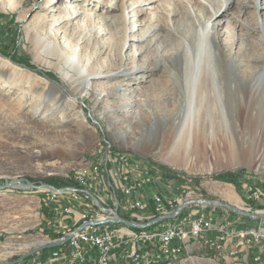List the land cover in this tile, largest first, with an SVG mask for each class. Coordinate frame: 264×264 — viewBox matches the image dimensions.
<instances>
[{
  "label": "rangeland",
  "instance_id": "obj_1",
  "mask_svg": "<svg viewBox=\"0 0 264 264\" xmlns=\"http://www.w3.org/2000/svg\"><path fill=\"white\" fill-rule=\"evenodd\" d=\"M65 14L70 18L57 22ZM259 22L264 27V0H0V186L21 178L64 187L78 170L92 172L95 161L105 167L100 149L107 145L110 174L117 173L114 153H126L153 176L137 195L216 199L264 212V200L249 197L250 186L264 187V136L249 137L251 126H238L244 134L236 159L208 147L173 160L164 143L169 127L179 132L188 111L176 95L182 76L177 50L189 43L195 51L209 23L225 55L257 70L264 55ZM59 89L75 103L62 107ZM255 128L263 133L264 122ZM88 181L95 195L90 182H98ZM48 194L20 185L0 189V263L43 247L13 264H54L49 258L56 246L50 245L59 233L49 230L57 213ZM198 208L217 221L264 228V220L248 221L223 207L185 209ZM39 240L46 243L36 245ZM202 244L195 242L179 264H224L222 254Z\"/></svg>",
  "mask_w": 264,
  "mask_h": 264
},
{
  "label": "bare ground",
  "instance_id": "obj_2",
  "mask_svg": "<svg viewBox=\"0 0 264 264\" xmlns=\"http://www.w3.org/2000/svg\"><path fill=\"white\" fill-rule=\"evenodd\" d=\"M137 2L142 3L143 0H137ZM256 3L258 4L257 1ZM205 6L214 14L217 12L211 1L205 2ZM78 15L79 13L74 18ZM68 18L70 16L65 14L57 22L63 23ZM259 24L264 30L263 25L260 22ZM157 27L162 28V23H157L155 28ZM203 28L202 43L195 51L189 43L177 50L179 57H176L175 61L179 62L182 68V76L181 86L176 87V95L179 108L187 107L188 111L183 121L180 122V131L177 132L173 127H169L164 138V143L169 149V157L173 160L181 152L186 155L194 151L206 153L208 147L219 156L227 153L232 159H236L240 146L238 140L244 134L238 130L241 122L251 126L248 131L249 137L255 140L261 134L264 136V132L255 128L264 122V113L252 112L255 108L264 109V55L262 57L263 66L255 70L250 65L238 62L235 56L225 55L219 44L220 37L213 26L207 23ZM73 62H75L74 59L67 61L68 64ZM86 84L89 87L90 84L87 81ZM58 91L62 92L60 101L62 107L68 103H75V97L71 100L65 99L63 90ZM67 94L70 96L69 93ZM178 118L179 115L176 114L170 122H175ZM209 140H215L212 147L207 144ZM90 173H92L91 170ZM90 173L88 174L86 170H78L74 174V179L88 181ZM115 189H122V182H115ZM225 192L227 197L233 198L229 189H225ZM121 196H123L121 201H124V194ZM117 201H119L118 196ZM201 210L202 208H198L189 211L178 222H173L171 219L162 221V228L156 232L147 228H135L121 222H107V220L103 221V228L133 236L146 234L147 236H160L185 227L190 216L197 215L198 212H202ZM159 211H166V204H159ZM152 218H154V212L147 215V219ZM229 228L233 227L229 225ZM234 230L237 229L234 227ZM238 230L240 231L237 233L239 239L251 240L250 247L263 238L254 240V232H262V228H239ZM228 240L229 238H224V245ZM45 243V240L35 242L36 245ZM211 250L218 251V249Z\"/></svg>",
  "mask_w": 264,
  "mask_h": 264
},
{
  "label": "built area",
  "instance_id": "obj_3",
  "mask_svg": "<svg viewBox=\"0 0 264 264\" xmlns=\"http://www.w3.org/2000/svg\"><path fill=\"white\" fill-rule=\"evenodd\" d=\"M100 151H106V158L102 159L105 160V167H98V162H93L90 181L98 182L100 195L96 196L103 206H116L121 216L137 222H146L147 212H154V217H157L175 210L185 200L175 196L166 198L162 192L154 193L151 199L142 194L137 195L136 193L141 192L153 180V176L140 169V164L126 153H114L117 156V174H110L107 153L113 152L108 150L107 145ZM115 182H122V189H115ZM64 187H68L67 196L83 201L87 208L76 211L70 203L61 200L62 197H54L53 191L48 194L55 213L76 216L73 224L63 223L58 230V238L53 242L61 244L51 250L49 258L54 264H112V252L119 245L127 247V255L133 264H179L184 253L200 240L207 249H218L219 254H222L226 247L224 238H233L237 249L251 250V240L237 241V233L240 231L229 228V221L233 220L217 221L210 212L191 215L185 227L160 236H133L120 231H109L103 228V221L114 217L111 212L100 209L93 202L91 192L84 191H89V181L71 179ZM117 194H124V201H117ZM249 197L253 200H264V187L250 186ZM159 204H166V211H159ZM210 231H215L216 234L210 236ZM261 237H264V228L262 232H254V240ZM153 243L157 245L158 251L152 247ZM84 244L98 250V256L94 260L88 259ZM141 245L149 248L141 251ZM259 259L260 257H255L256 261Z\"/></svg>",
  "mask_w": 264,
  "mask_h": 264
},
{
  "label": "crops",
  "instance_id": "obj_4",
  "mask_svg": "<svg viewBox=\"0 0 264 264\" xmlns=\"http://www.w3.org/2000/svg\"><path fill=\"white\" fill-rule=\"evenodd\" d=\"M113 174H117V173L113 172ZM90 185L94 189L96 188L95 193L100 195V187L98 186V183L90 182ZM143 192H142V196L145 197ZM57 196L62 197L61 200H63L64 202L70 203L75 208L76 211H83L87 208L86 204L83 201H79L70 196H67V193H59L54 197H57ZM121 200H123V196L121 197ZM151 213L152 212H147V215H151ZM56 215L57 217L52 218L49 222V225H50L49 230L57 232V233H58L60 226L63 223L73 224L76 220V216L74 217L73 214H56ZM77 216H78V213H77ZM178 221L179 220L175 222H178ZM236 222L237 221H231L230 222L231 227H235V228L244 227V226H241V223H236ZM162 225L163 224H159L158 226L153 227L151 230L156 232L162 228ZM215 234H216L215 231H210L209 233L210 236H213ZM237 241H243V240H237ZM151 245L152 247L155 248V251H158V247L155 243ZM84 246L87 249L88 259L91 261L94 260L98 256V253H99L98 250L95 247H92L88 244H84ZM148 248L149 247L145 245H141V251H145ZM250 249H251L250 251H245V249H237L235 248L233 239L228 241L226 244L225 250L222 253V255L225 258L224 264H264V239L261 242H258L252 245ZM211 251L216 252L214 250H211ZM255 257H260L259 261H256ZM111 263L112 264H133L131 258L128 257L127 255V247L125 245H119L114 249V251L112 252ZM46 264H50V263L46 261Z\"/></svg>",
  "mask_w": 264,
  "mask_h": 264
},
{
  "label": "water",
  "instance_id": "obj_5",
  "mask_svg": "<svg viewBox=\"0 0 264 264\" xmlns=\"http://www.w3.org/2000/svg\"><path fill=\"white\" fill-rule=\"evenodd\" d=\"M11 185H20V186L25 187V188H43V189L51 190V191L57 192V193H62L64 191L68 190V187H57V186L49 184V183H43L41 185H35L33 182L25 181L24 179H21V178L15 179L14 181L8 183L6 186H0V189H3L4 187H8ZM84 191L90 193L88 190H84ZM90 195H91V199L93 200V202L100 209L106 210V211H109L112 213L114 218L108 219L107 222H121V223L127 224V225L135 227V228H148V227H151V226H153L159 222L169 220V219H173V218H177L182 214L184 209L187 208L188 206H190L191 204L214 205V206L226 208L227 210H229V211H231V212H233L239 216L247 217V218L254 220V221L264 220V212H259V211L253 212V211L244 209L242 207H237V206L232 205L228 202L220 201V200H216V199H204V198L192 199V198H189V199L184 200L175 210H173L169 213L159 215V216L154 217V218H152L146 222H137V221H133V220H130V219H127V218L121 216L119 214L118 208L116 206L114 208H107L100 203V201L96 195H94L92 193H90ZM60 244L61 243H59V242H55V243L51 244L50 246H58ZM42 248L43 247L32 250L31 252L20 256L17 260L6 261L3 264H13V263H16L18 261H21L26 256H28L29 254H32V253H34V252H36ZM0 264H2V263H0Z\"/></svg>",
  "mask_w": 264,
  "mask_h": 264
},
{
  "label": "trees",
  "instance_id": "obj_6",
  "mask_svg": "<svg viewBox=\"0 0 264 264\" xmlns=\"http://www.w3.org/2000/svg\"><path fill=\"white\" fill-rule=\"evenodd\" d=\"M54 185H55V186H61L60 184H56V183H54ZM117 196H118L119 201H121V197H122L121 194H117ZM186 214H187V210L184 209L183 213H182L179 217L174 218V219H171V220H172L173 222H175V221H177V220H181L183 217L186 216ZM183 215H185V216H183ZM182 216H183V217H182ZM240 217H241V216H240ZM242 218H244L245 220H248V221H253V220H251V219H249V218H247V217H243V216H242ZM153 227H155V226L149 227V228H147V229H151V228H153ZM54 235H58V233L55 232Z\"/></svg>",
  "mask_w": 264,
  "mask_h": 264
}]
</instances>
